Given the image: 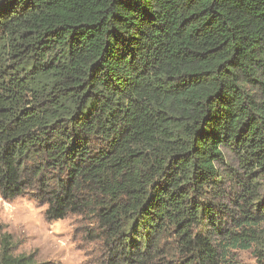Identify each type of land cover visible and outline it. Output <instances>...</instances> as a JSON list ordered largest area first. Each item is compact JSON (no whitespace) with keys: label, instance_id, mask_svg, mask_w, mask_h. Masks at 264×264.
I'll return each mask as SVG.
<instances>
[{"label":"trees","instance_id":"1","mask_svg":"<svg viewBox=\"0 0 264 264\" xmlns=\"http://www.w3.org/2000/svg\"><path fill=\"white\" fill-rule=\"evenodd\" d=\"M29 192L98 264H264V0H0V196ZM0 264L40 263L0 229Z\"/></svg>","mask_w":264,"mask_h":264},{"label":"rangeland","instance_id":"2","mask_svg":"<svg viewBox=\"0 0 264 264\" xmlns=\"http://www.w3.org/2000/svg\"><path fill=\"white\" fill-rule=\"evenodd\" d=\"M229 162L236 156L224 149ZM236 169V162L233 164ZM229 192L236 190L233 186ZM225 205L233 206L225 201ZM47 205L32 193L12 200L0 196V229L14 236L16 253H34L40 264H98L102 256L99 240L90 241L87 230L91 220L79 214H69L64 219L48 220ZM231 264H258L256 248L233 251Z\"/></svg>","mask_w":264,"mask_h":264}]
</instances>
